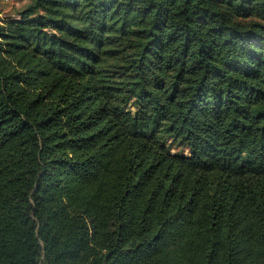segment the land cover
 <instances>
[{"label": "trees", "instance_id": "trees-1", "mask_svg": "<svg viewBox=\"0 0 264 264\" xmlns=\"http://www.w3.org/2000/svg\"><path fill=\"white\" fill-rule=\"evenodd\" d=\"M0 264H264V0L0 15Z\"/></svg>", "mask_w": 264, "mask_h": 264}, {"label": "rangeland", "instance_id": "rangeland-1", "mask_svg": "<svg viewBox=\"0 0 264 264\" xmlns=\"http://www.w3.org/2000/svg\"><path fill=\"white\" fill-rule=\"evenodd\" d=\"M29 0H0V15L5 18L16 16L23 9ZM178 144H172V150L175 152L181 150ZM185 153H189V149L184 147Z\"/></svg>", "mask_w": 264, "mask_h": 264}]
</instances>
